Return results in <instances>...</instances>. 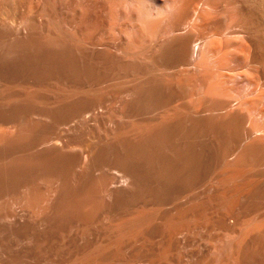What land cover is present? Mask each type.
<instances>
[{"label":"bare ground","instance_id":"1","mask_svg":"<svg viewBox=\"0 0 264 264\" xmlns=\"http://www.w3.org/2000/svg\"><path fill=\"white\" fill-rule=\"evenodd\" d=\"M0 264H264V0H0Z\"/></svg>","mask_w":264,"mask_h":264}]
</instances>
